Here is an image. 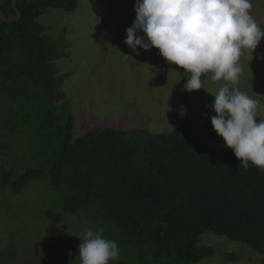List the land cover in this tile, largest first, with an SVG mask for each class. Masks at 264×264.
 Returning a JSON list of instances; mask_svg holds the SVG:
<instances>
[{
  "label": "trees",
  "instance_id": "trees-1",
  "mask_svg": "<svg viewBox=\"0 0 264 264\" xmlns=\"http://www.w3.org/2000/svg\"><path fill=\"white\" fill-rule=\"evenodd\" d=\"M77 6V0H18L20 18L0 19V79L23 67L39 78L35 85L23 84L20 99L33 101V89L44 99L60 96L58 55L38 19L50 9L71 12ZM0 10L5 17L17 15L12 0H0ZM170 66L180 73L183 89L184 71ZM191 94L183 92L185 104ZM45 118L47 141L36 147L39 164L19 175L11 189L19 192L33 180L46 179L53 189L68 191L62 211L47 212L54 223L65 213L83 212L112 224L125 247L147 248L155 259L184 264L215 255L213 247L198 245L206 232L264 255V172L240 168L231 149L212 151L193 133L189 119H180L169 133L97 128L74 139L71 113L62 121ZM80 243L64 244L60 264L76 261ZM226 258L237 255L227 253Z\"/></svg>",
  "mask_w": 264,
  "mask_h": 264
},
{
  "label": "rangeland",
  "instance_id": "rangeland-1",
  "mask_svg": "<svg viewBox=\"0 0 264 264\" xmlns=\"http://www.w3.org/2000/svg\"><path fill=\"white\" fill-rule=\"evenodd\" d=\"M77 2L71 12L50 9L38 19L58 55L57 81L62 83L53 104H65L66 110L57 107L48 112L40 103L44 98L34 89L29 91L34 94L33 103L22 98L24 103L12 104L11 111L0 106L2 118L10 115L14 119L7 125L8 132L13 133L4 135L8 149L0 148V264H60L64 244L78 239L85 225L103 227L105 237L117 242L120 259L111 264H184L172 258L155 259L147 248L125 247L112 224L88 218L83 212L65 213L54 223L47 212L60 213L68 191L53 189L46 179L33 180L19 192L11 189L13 179L39 164L34 161L40 155L36 148L37 121L49 115L62 121L65 113H71L74 139L97 128L169 133L180 119H189L193 133L212 151L230 150L212 127L211 117L216 113L209 107L214 102L210 94L222 82L209 78L205 90L192 92L185 104L181 75L159 50L137 48L134 52L124 43L126 29L136 17V0ZM252 4V15L264 27V0H252ZM241 63L244 70L233 87L256 99L264 115V40L253 54L245 51ZM198 245L213 247L215 255L195 264H264V255L212 232L204 233ZM227 253L237 255V259L228 260ZM73 264H79L78 258Z\"/></svg>",
  "mask_w": 264,
  "mask_h": 264
},
{
  "label": "clouds",
  "instance_id": "clouds-1",
  "mask_svg": "<svg viewBox=\"0 0 264 264\" xmlns=\"http://www.w3.org/2000/svg\"><path fill=\"white\" fill-rule=\"evenodd\" d=\"M252 8V0H136L124 43L134 52L158 49L166 62L184 71L183 92L205 90L209 78L222 82L214 94L207 91L214 97L212 127L240 168L264 172V115L256 99L233 87L244 70L242 55L253 54L264 40ZM77 238L79 264L120 259L117 242L105 237L103 227L85 225Z\"/></svg>",
  "mask_w": 264,
  "mask_h": 264
},
{
  "label": "flooded vegetation",
  "instance_id": "flooded-vegetation-1",
  "mask_svg": "<svg viewBox=\"0 0 264 264\" xmlns=\"http://www.w3.org/2000/svg\"><path fill=\"white\" fill-rule=\"evenodd\" d=\"M10 74L6 75L5 78L0 79V98L4 99L0 101L2 104L0 106L2 109L8 108L9 111H11L12 104H15L18 106L19 104H23L24 100L20 99L23 92V84L30 82L31 84H36L39 81L38 76L27 68H20L15 70L9 71ZM58 78V77H57ZM59 83H62L59 82ZM59 90V89H58ZM10 95L12 97L11 100H6L5 97ZM28 103H33L32 101ZM40 103H44V107H47L50 109H54L57 107H62L63 110H66L67 107L65 106H56L54 105V99H43L40 101ZM49 109V110H50ZM11 121H14L12 116L6 115L4 118L0 115V148L7 150L8 144H5V138L7 134L13 133V131L10 130L8 132L7 125L11 123ZM46 122V118L42 117L39 121H37L38 124V132H37V138H36V145L40 148L43 147L46 144V131L44 130V125ZM34 161L37 163V158H34ZM19 176V175H18ZM17 176V177H18ZM16 177V178H17ZM15 178V179H16ZM13 179V181L15 180ZM12 181V182H13Z\"/></svg>",
  "mask_w": 264,
  "mask_h": 264
},
{
  "label": "water",
  "instance_id": "water-1",
  "mask_svg": "<svg viewBox=\"0 0 264 264\" xmlns=\"http://www.w3.org/2000/svg\"><path fill=\"white\" fill-rule=\"evenodd\" d=\"M18 0H12V5L14 6V9H15V11H16V13H17V15L16 16H14V17H5V15L3 14V12L0 10V19L2 20V21H15V20H17V19H19L20 18V12L15 8V5H16V2H17Z\"/></svg>",
  "mask_w": 264,
  "mask_h": 264
}]
</instances>
